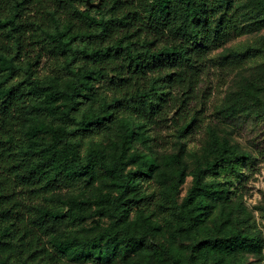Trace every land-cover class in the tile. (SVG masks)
I'll return each mask as SVG.
<instances>
[{
    "label": "trees",
    "instance_id": "16d2710c",
    "mask_svg": "<svg viewBox=\"0 0 264 264\" xmlns=\"http://www.w3.org/2000/svg\"><path fill=\"white\" fill-rule=\"evenodd\" d=\"M241 3L0 0V264H59L70 253L100 264L135 250L132 241L121 245L113 229L105 242H54L55 230L72 235L84 220L70 215L69 203L56 192L91 196L103 167L97 146L106 140L136 139L155 147L154 128L171 120L178 126L176 139L188 141L199 121L188 109L207 63L233 71L264 55V38L213 55L246 34L250 20L242 10L247 3ZM248 10L264 12V0L252 1ZM251 24L261 28V21ZM44 59L48 68L40 73ZM29 115L43 123L25 128ZM40 134L59 138L65 158L62 149L48 156L33 148ZM214 149L215 159L196 173L181 201L155 179L156 160L130 155L139 168L130 182L128 176L123 183L117 179L120 193L109 209L113 226L131 213L134 226L146 213L178 231L204 224L210 206L238 193L243 168L257 161L226 143ZM249 226L256 230V221ZM209 246L226 256L261 248L258 239L234 233Z\"/></svg>",
    "mask_w": 264,
    "mask_h": 264
},
{
    "label": "rangeland",
    "instance_id": "374dc122",
    "mask_svg": "<svg viewBox=\"0 0 264 264\" xmlns=\"http://www.w3.org/2000/svg\"><path fill=\"white\" fill-rule=\"evenodd\" d=\"M252 1L255 0H242V3H247L242 7L244 18L250 20L246 34L213 52V55L223 53L234 44L264 38V12H250L248 7ZM255 21H261V28L251 24ZM46 61H42L40 73L46 72ZM207 64L188 109L199 119L188 141L176 139L178 126L169 120L154 128L155 147L136 139L125 144L122 137L98 145L103 167L98 170L91 196L83 193L71 195L64 188L56 192V196L69 203L66 211L70 215L84 219L83 228L69 236L62 230H55L52 235L54 242L70 239L79 245L105 242L113 229L112 235L121 239V245L132 241L137 246L127 255L119 254L100 264H264V55L260 62L233 71L232 68ZM42 85L51 87L49 82ZM175 111L170 117L175 116ZM22 123L25 128H36L43 123V118L29 115ZM34 142L31 146L48 156L60 149L63 150V158L68 153L64 143L51 134H40ZM215 143H226L241 153L255 156L257 161L254 166L243 168L237 180L238 193L227 201L210 206L204 224L192 231H178L156 214L146 213L134 226L130 225L134 219L131 213L123 217L116 227L113 226L115 222L109 209L120 193L117 179L123 183L128 176L130 182V173L139 168L138 163L131 162L130 155L156 160L159 167L155 179L181 201L192 187L196 173L215 159ZM250 220L256 221V230L249 226ZM232 233L258 239L260 250L226 256L209 246V242L226 239ZM59 264L85 262L70 253L62 256Z\"/></svg>",
    "mask_w": 264,
    "mask_h": 264
},
{
    "label": "water",
    "instance_id": "95a60500",
    "mask_svg": "<svg viewBox=\"0 0 264 264\" xmlns=\"http://www.w3.org/2000/svg\"><path fill=\"white\" fill-rule=\"evenodd\" d=\"M88 5H89V7H92V6L99 7L100 6L99 3L98 4H95V5H91L89 1H88Z\"/></svg>",
    "mask_w": 264,
    "mask_h": 264
}]
</instances>
